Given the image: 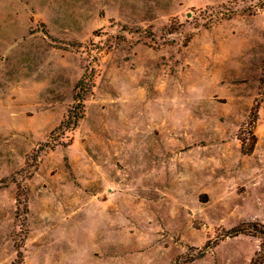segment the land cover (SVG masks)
Segmentation results:
<instances>
[{
	"label": "rangeland",
	"instance_id": "obj_1",
	"mask_svg": "<svg viewBox=\"0 0 264 264\" xmlns=\"http://www.w3.org/2000/svg\"><path fill=\"white\" fill-rule=\"evenodd\" d=\"M3 7L0 264H264V0Z\"/></svg>",
	"mask_w": 264,
	"mask_h": 264
},
{
	"label": "trees",
	"instance_id": "obj_2",
	"mask_svg": "<svg viewBox=\"0 0 264 264\" xmlns=\"http://www.w3.org/2000/svg\"><path fill=\"white\" fill-rule=\"evenodd\" d=\"M233 14V12L229 9H225V12H220V16L222 17H230ZM86 75H82L80 80L76 84V88L78 89V92L75 96V100L77 101V104L74 108L73 111H70L69 114L67 115V119L65 122H62L61 127L63 126L65 129L70 128L71 126L75 125L77 121L82 117V101H83V96L85 92L87 91L88 88V81L85 79ZM79 109L78 112H75V110ZM232 233L234 235H238L241 233V230L238 228H234L232 230ZM264 257V254H263ZM262 258L260 259L259 263H261Z\"/></svg>",
	"mask_w": 264,
	"mask_h": 264
},
{
	"label": "crops",
	"instance_id": "obj_3",
	"mask_svg": "<svg viewBox=\"0 0 264 264\" xmlns=\"http://www.w3.org/2000/svg\"><path fill=\"white\" fill-rule=\"evenodd\" d=\"M4 0H0V25L2 27V23L4 22ZM0 32H2L0 30ZM4 32V31H3Z\"/></svg>",
	"mask_w": 264,
	"mask_h": 264
}]
</instances>
